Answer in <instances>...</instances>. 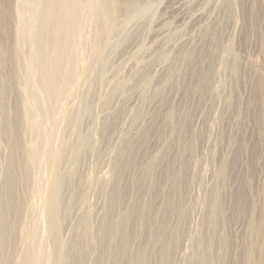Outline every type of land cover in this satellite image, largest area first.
<instances>
[{"label":"bare ground","instance_id":"1","mask_svg":"<svg viewBox=\"0 0 264 264\" xmlns=\"http://www.w3.org/2000/svg\"><path fill=\"white\" fill-rule=\"evenodd\" d=\"M112 3L110 5L107 0H0V24L8 20L22 21L20 19L27 15L26 11L33 7L30 9L32 14L27 17L35 22L33 31L35 30L36 34L31 35L36 36L35 40L31 39L35 42L34 49L31 48L34 50L30 61L32 68H29L30 76L26 84L28 92L33 84L34 87L37 84V89L31 91L30 97L39 99L37 110L41 114L38 113L41 116L43 114L44 121L51 124V128L48 127L44 133L39 131L41 127L36 129L37 131L34 130L36 121L34 120L33 124L32 118L28 119L27 112L21 113L17 101H12L11 107L6 106L2 103L5 95L0 94V118L5 119L2 124L0 121V146L4 145L8 150L7 164L0 168V264H229L231 249L227 236L228 222L224 214L225 200L222 196L226 188L224 178L216 179L211 190L204 193L201 203L198 202L200 199H197L203 208V214L197 220V228L191 224L194 205L187 200L191 197L188 198L189 194H192L189 191L191 192L192 188L194 190L193 185L198 177L196 174L195 180L194 176L189 174L191 159L197 154L196 134L189 118L193 104L185 103L183 126L177 129L173 124L176 109L174 103L170 102L164 116L168 125L158 131L156 147L150 148L147 142L150 130L144 113V108L150 101L147 96L148 87L144 86L146 82L138 91L135 108L133 102L120 97L125 84L114 87L106 93L107 95L104 93L99 97L100 109L97 112L90 107L92 99V103L99 102V99L93 97L99 86L95 75L105 62L103 52L109 44L105 36L98 37L102 39L95 47L98 54L88 63L84 77L71 74L74 61L72 57L68 58L67 54L73 44L72 36L84 25L87 14L94 15L95 20L102 12L112 18L122 9L124 13L130 11L133 4L130 0H113ZM25 30L27 32L28 29ZM141 48L142 46L138 47L140 59L144 55V49ZM4 54L5 51L0 49V58ZM163 59H166L165 54H159L158 61ZM140 62L142 63V60ZM160 65L166 68L163 71V83L155 91L157 94L163 93L165 86L170 82L171 72H179L177 67H170L168 63L161 62ZM97 66L99 68L96 70ZM5 78L13 83L14 71L9 68ZM63 79L66 87L81 80L86 84V89L83 88V93H80L77 88L71 95L70 86L67 92H64L61 84ZM136 81L141 83L143 77ZM209 84L210 77L208 73H204L195 76L189 85L197 104L209 94ZM257 84L259 98L264 106L263 76L258 77ZM74 97L78 98V105L71 116L65 118L70 128L62 131L56 128L62 133L59 146L54 147L53 140L57 135L56 121L54 123L52 119L54 110L56 106L57 110H63L62 101ZM27 109L25 108V111ZM33 109L32 112H35ZM259 110L261 124L264 125V109L260 107ZM121 113L127 117V114L130 115V131L122 132V128L119 130L118 117ZM83 120L87 122L85 132L81 131ZM187 130L194 131L193 139L188 136ZM26 132L28 135H25ZM95 136L98 138L97 142H107L109 155L102 153L101 147L98 149L93 143L92 138ZM222 137L221 132L220 141ZM262 137L264 140V129ZM228 142L233 145L234 138H228ZM174 143L176 146L172 148ZM93 157L96 159V175L91 181H86L84 172L88 170L89 164L93 166V162L90 163ZM14 160H20L17 161L16 170L21 173L22 168L26 166L32 171L40 166L42 170L39 172L45 169L49 173L47 187H37L38 192H46L39 207L43 211L46 231L42 240L37 237L36 225L26 221L30 218L23 220V210L29 205L24 208L26 198L20 190L21 182L19 183L22 178L13 174ZM222 160L221 171L224 172L227 161L226 158ZM103 165L109 168L110 175L108 173L107 177H104L107 179L99 180L100 178L96 177L97 172ZM100 170L102 171V168ZM32 175L29 173L27 176ZM38 179L40 181V178ZM35 188L34 186V191ZM200 188L201 184L198 189ZM35 201L34 199L33 202ZM249 216L251 217L248 219L247 233L252 243L247 244L243 251L242 262L264 264V218ZM39 225L43 227L42 223ZM21 232L25 237V245L18 255L17 235ZM65 233L67 236H64ZM183 243L189 254L184 257L183 252L184 258L179 260L177 255ZM48 245L51 247L50 251L47 249Z\"/></svg>","mask_w":264,"mask_h":264},{"label":"rangeland","instance_id":"2","mask_svg":"<svg viewBox=\"0 0 264 264\" xmlns=\"http://www.w3.org/2000/svg\"><path fill=\"white\" fill-rule=\"evenodd\" d=\"M112 1L107 0L110 5L113 4ZM130 1L133 3L130 11L124 13V9H122L112 18L104 12L96 20L94 15L87 14L84 25H81L72 36L73 44L67 54L68 58L72 57L75 62H73L71 74L84 77V73H87L88 63L98 54L95 47L102 40L100 38L105 36L109 44L103 52L105 62L95 75L99 86L96 88L93 98L99 99L104 93L108 94L112 88L125 84V89L120 97L130 100V103L133 102V108H135L138 91L146 82L144 86L148 87L149 104L152 103V105L148 104L144 108L150 130L147 141L150 148L156 147L158 131L168 125L164 116L170 102L174 103L176 109L173 124L177 129H180L181 125L183 126L185 103L193 104L189 118L196 134L197 154L194 155L195 157L193 156L195 160L191 159L189 174L194 176L195 180L196 174L198 177L194 184L197 187L193 185L194 190L192 188L191 192L189 191L192 194H189L188 198L191 197L187 200L188 203L194 205L191 224L192 227H196L198 225L197 220L203 214V208L200 207L203 195L211 190L217 178L219 180L224 178L226 188L222 196L225 200L224 214L228 222L227 236H229L231 249L229 264H242L241 255L247 244L252 243L247 233V223L251 217L249 215H253L254 218H264V140L262 137L264 125L261 124L259 110L260 107L264 109V106L259 98L257 84L258 77H264V0ZM30 9L26 11L27 15L25 14L26 16L20 19L22 21H18L19 19L16 21L8 20L0 24V49L5 51L4 56L0 58V94L4 93L5 98L2 103L6 106L11 107V104L17 101L16 104L19 105L18 108L21 113L27 112L26 115L28 119H30L29 117L32 118L33 124H35L34 120L36 121L34 130H39L41 127L39 131L44 133L48 127L51 128V124L49 121H44L43 114L41 116V112L38 111L39 99H31L30 97V94L37 89V84L35 87L34 84L31 86L32 92H28L26 84L30 76L29 68H32L30 61L35 42L32 41L35 40L36 36L31 35L36 34V31H33V28L35 29L34 20L27 17L32 14ZM23 28L24 30L25 28L28 29L27 32ZM106 30L109 31L106 32ZM31 31L35 33H31ZM132 35L136 36L133 37ZM162 35H166V40ZM139 46L144 49L142 53L144 55L141 56V59ZM159 54H165L166 59L158 61ZM137 57L142 60V63ZM161 62L168 63L170 67L171 65L177 67L179 72H171L170 82L165 86L162 94H157L155 91L163 83V71L166 68V66L160 65ZM159 67H163L162 70ZM9 68L15 73L13 83L5 78ZM98 68L97 66L96 70ZM62 72L65 73V71ZM204 73H208L210 77V92L197 104L195 102L197 99L192 95L189 85L194 81L195 76ZM139 77H143L141 83L136 81ZM64 81L63 79L61 84L64 92H67L71 85L66 87L63 84ZM77 82L70 88L72 90V92L69 91L71 95L77 91V88L80 89H78L80 93L86 89L84 82L82 83L81 80ZM92 100L90 107L94 112H97L100 109L98 103L101 99L97 103L93 102L95 105ZM77 103L78 98L76 97L68 100L66 98L62 101L63 110H57L56 106L52 119L54 123L56 121L55 133L57 135L55 138L59 136L53 140L54 147L59 146L61 131L70 128L65 118L68 119L71 116L78 105ZM120 103L122 102L120 101ZM25 108L28 109L25 111ZM31 109L35 112H32ZM34 114L36 115L35 119ZM39 115L42 120L38 117ZM127 115L130 118V115ZM128 117L124 113L118 117L119 130L122 128V132L130 131ZM0 121L2 124L5 119L0 118ZM86 123L84 120L81 122L82 132L86 130ZM193 130L189 132L187 130L191 139H193ZM221 132L223 139L220 141L219 133ZM25 135H28V132ZM1 136L2 131L0 130V138ZM230 137L234 138L233 145L228 142ZM96 138L97 136L92 138L96 147L98 149L101 147L102 153L109 155L110 150L107 142H97ZM172 146L175 148L176 144L174 143ZM7 153V148L1 145L0 168L7 164ZM20 158L22 157L20 156ZM224 158H226L227 166L222 172V159ZM17 161L20 160H14L13 174L17 177L20 176V179L22 178L19 183L21 182L20 190L24 192L26 198L27 204L25 203L24 208L29 205L26 210H23V220L31 219L26 221H31L36 225L37 237L42 240L46 231H44L43 211L39 207H41V198L46 196V192H38L37 187L43 189L47 187L49 173L45 169H43L45 174L43 171L39 172L42 170L40 166L34 168L33 171L27 166L23 167L21 173L20 170H16ZM94 161L96 162V159L91 158L90 163L93 162L91 163L93 166L89 164L88 170L84 172V180L86 181H91L96 175L94 170L96 163ZM101 168L103 172L100 170ZM101 168L96 177L100 178L99 180L107 179L104 177H107L109 168L106 165ZM29 173L35 176H27ZM199 183L201 184L200 190L198 189ZM1 184L2 172L0 170V186ZM34 186L36 187L35 191ZM34 196L36 197L34 198ZM34 199L37 202H33ZM197 199H200L198 200L200 203L197 202ZM92 200L95 201L94 198ZM36 203L38 204L36 205ZM41 223L44 228L39 225ZM41 235L43 236L41 237ZM65 235L67 236L66 233ZM19 240L22 242L19 243ZM24 242L25 237L21 232L17 235L18 251L16 254H21L20 252L23 251L25 245ZM19 244L21 245L19 246ZM182 245L177 255L179 260L189 254L185 244ZM47 249L50 251V245ZM183 252L184 257L182 256Z\"/></svg>","mask_w":264,"mask_h":264}]
</instances>
